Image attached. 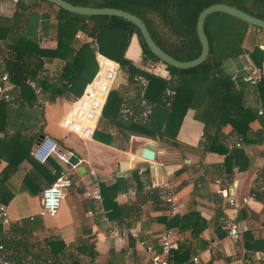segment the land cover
Returning <instances> with one entry per match:
<instances>
[{
    "label": "trees",
    "instance_id": "obj_1",
    "mask_svg": "<svg viewBox=\"0 0 264 264\" xmlns=\"http://www.w3.org/2000/svg\"><path fill=\"white\" fill-rule=\"evenodd\" d=\"M34 1L36 3L29 6L19 0L12 18H0V75L7 73L9 80L20 88L19 97L15 96L13 101L0 99V159L7 158V165L0 173L1 179H5L7 174L15 171L18 162L23 157L32 161L33 166L38 167L37 171L43 174L45 186H49L54 181L59 171L57 163L52 162V159L48 160L52 162L51 165L55 171L53 174L29 156L32 142L41 132L26 133L30 126L34 125L36 119V115L31 113L29 115L26 110L33 108L38 111L42 104L27 81L38 80L45 92V100L49 103L55 102L57 97L64 95H72L76 98L82 94L86 84L97 71L96 56L98 53L116 60L121 68L125 69L129 82L141 84L136 86V89H139L138 96L141 98L138 104L145 107L142 116L135 118L137 115L130 117L122 115L124 101L114 87L103 108L101 118L113 124L125 141L128 142L130 136L137 135L168 141L174 146H179L178 130L187 110L192 109L195 119L203 123L201 150L226 154L225 163L233 164L238 171H245L249 167L250 159L243 147L232 146L228 149L224 146L222 129L230 125L233 133L245 143L264 142L263 132L262 129L252 131L249 126L255 117L250 108L244 105V91L240 84L245 83L241 78L234 79L227 74L222 65L228 58L248 53L255 65L261 67L264 62V50L255 46L253 50L248 51L242 46L248 29L259 27L224 12H213L207 15L204 20V30L209 40V54L199 65L182 69L170 66L154 55L145 43L139 28L123 17L83 15L65 10L53 2ZM66 1L74 5L113 7L137 15L146 24L154 41L180 61L192 60L201 52L196 24L199 13L205 7L213 3H226L264 19V0ZM50 19L56 21L54 26L56 46L54 48L41 47L39 40L42 35L48 33ZM79 32L83 34V38L76 37ZM133 34H136L139 39L142 60L164 63L170 74L168 79L137 67L125 56L126 47ZM54 59L61 60L63 64L59 73L54 78H50L43 73L44 65L46 62H53ZM257 84L262 85L259 91L264 107V79ZM139 108L142 113L143 107ZM262 114L260 120L261 125L264 126V111ZM16 115L22 116L23 121L17 123ZM28 119L30 123L26 124ZM104 134L108 137L98 138L95 131L94 137L96 136L103 142H110L112 135ZM17 158L20 159L15 162ZM132 173L136 176L138 169ZM140 183L137 179V189L142 188ZM1 185H3L2 180H0ZM129 186V180L125 177H118L114 184L105 189L108 195L104 197L102 195V203L112 204L111 194L122 188L125 190ZM5 192L0 188V202L7 203L12 197L11 193ZM253 192L264 201L262 193ZM147 194L150 198L160 202L157 189L152 193L147 191ZM121 207L113 205L112 210L107 212L109 218L120 215ZM231 210L235 209L231 208ZM216 217H218L217 213ZM244 218H251L246 207L240 208L235 221L238 222ZM160 221L165 224L166 228H174L178 232L189 229L192 239H198L208 226V220L195 209H190L182 215L175 214L169 218L160 217ZM85 232L89 233V229ZM225 234L226 232L218 234V237ZM248 234V231L243 232L244 237ZM91 237L88 236L89 241L80 240L75 250L77 254L87 253L94 259L95 244ZM0 239L7 248L6 258H9L12 242L5 238V234H1ZM245 239L247 240V237ZM254 244L255 241L246 246L255 249ZM50 245H52L53 255L63 253L61 241H52ZM156 249L159 251L158 245ZM193 252L190 240L185 243L179 242L177 247L171 251L170 262L191 264L190 259ZM73 255L70 262L56 259L48 264H80L77 255Z\"/></svg>",
    "mask_w": 264,
    "mask_h": 264
},
{
    "label": "crops",
    "instance_id": "obj_2",
    "mask_svg": "<svg viewBox=\"0 0 264 264\" xmlns=\"http://www.w3.org/2000/svg\"><path fill=\"white\" fill-rule=\"evenodd\" d=\"M22 1L29 6L36 3L34 0ZM16 8L17 3L13 0H0V18H12ZM53 22L56 23L55 20L50 19L48 33L41 36L47 39L44 45H40L41 47L54 48L56 46V32H54L56 30L53 29L55 25ZM242 46L248 51L253 50L255 46L264 50V29L250 27ZM125 56L141 69H144L145 62L151 61L142 60V49L136 34L131 36ZM249 62L256 66L250 54L242 53L226 59L222 66L227 74L234 79H239L243 67ZM62 64L63 62L58 59L46 62L43 73L54 78L59 73ZM158 66L160 74L157 76L168 79L170 74L166 65L161 62ZM258 69L263 74L261 79L263 80L264 62ZM121 72L122 79L115 83L114 88L119 91L124 101L122 115L124 117L137 115L135 118H138L144 114L145 110L143 105L138 104L141 98L138 96L139 89H136V86L140 83L129 82L125 69L121 68ZM32 80L41 87L38 80ZM29 81L31 80L27 81L28 84ZM240 86L244 91V105L250 108L255 117L249 126L252 131L262 129L264 136V126L261 125L260 120L264 111L259 91L262 85L242 83ZM30 87L42 105L38 111L33 108L26 110L28 114L36 115L37 119L34 123L32 122L34 125H31L26 133L33 134L40 131L41 134L54 137L61 147L72 150L76 161L73 170L76 180L75 186L64 197L58 212L55 215H48L40 213V196L42 189L46 186L43 174L38 173V167L33 166L32 161L23 157L17 158L15 162L20 159L17 169L7 174L5 179H1L0 176V180L3 181V185L0 186L1 190L12 195L7 203L0 202L6 205L11 219V224L8 226L0 222V238L1 234H5V238L12 242L11 254L7 258L10 264H48L56 259L70 262L73 254L77 255L80 264H135L142 261L147 257V253L141 242L152 244L156 248L159 234L166 229L160 217L169 218L161 197L160 202L150 198L144 188V182L151 176L165 177L175 185L181 201L177 214L182 215L190 209H195L208 220L207 228L198 239L191 238L189 229L178 232L171 228L177 243H185L189 240L192 242L194 252L190 259L191 264H264V260L258 258L260 253H264V201L253 192L257 191L264 195V167L260 166L264 164V142L245 143L241 141V147L249 156L250 165L245 171H238L233 164L225 163L226 154L201 150L203 123L195 119L192 109H188L177 134L180 145L174 146L168 141H153L156 146L155 158L153 161H147L138 153V149L144 147L151 138L132 135L127 142L113 124L100 118L95 130L96 135L98 138L101 136L107 138L108 136L104 133H110L112 140L103 142L96 136L83 139L63 129L60 125L62 117L68 112L75 99L72 95L57 97L55 102L49 103L45 100L46 95L42 87L40 93H37L31 85ZM19 93L20 88L18 87L16 98L19 97ZM139 107H143L142 113ZM258 111H261V114ZM12 118H14L13 114ZM22 118L16 115L15 120L19 123L23 121ZM29 123L28 119L26 124ZM238 138L230 125L223 127L222 143L225 147L230 149ZM36 139L30 147V157H32L31 151L36 144ZM135 140H143V142L133 149L132 143ZM4 158L0 159V173L7 165V158ZM50 159L57 163L55 159ZM52 162L47 161V163L40 164L54 174ZM139 168L144 170L143 174L133 175L132 172ZM91 172L99 180L103 197L108 195L105 189L117 181L116 175L119 173L130 181V186L111 194L112 204L98 203L85 194L89 187ZM137 179L141 182V189H137ZM218 179L221 180V186H227L229 189L233 187L238 196L252 195L255 199L249 204H242L237 209L231 210L224 199L215 192L218 187L215 181ZM129 188H135L137 194L135 198L124 201L120 193ZM113 205L123 208L121 207L119 211L120 215L110 219L107 212L112 210ZM243 207L248 209L251 218H244L238 223L244 222L248 226L246 231L249 234L246 236L247 240L242 235L243 237L238 241H232L227 236L225 226L230 219L238 217L239 210ZM114 214L117 213L114 212ZM109 227L119 228L125 231V234L119 237L110 236ZM86 229H89V233L85 232ZM225 232L224 236L218 237V234ZM88 236L94 239L96 252L94 259L87 253L77 254L75 250L80 240L89 241ZM52 241H61L63 253L59 251L57 256L52 254L53 249L50 245ZM254 241L255 249L246 246ZM193 257H197V262L192 260Z\"/></svg>",
    "mask_w": 264,
    "mask_h": 264
},
{
    "label": "built area",
    "instance_id": "obj_3",
    "mask_svg": "<svg viewBox=\"0 0 264 264\" xmlns=\"http://www.w3.org/2000/svg\"><path fill=\"white\" fill-rule=\"evenodd\" d=\"M13 1L15 3L19 2V0ZM76 37L83 38L84 36L79 32L76 34ZM46 41V37L40 38L39 45H44ZM96 60L98 65L97 71L86 84L82 94L72 101L68 112L62 117L60 122L63 129L83 139H90L94 136L108 95L114 87L118 74L121 71L118 62L103 54L98 53ZM160 63L161 61H147L144 64V69L152 74L159 75L158 65ZM262 77L263 74L258 67L250 62L243 67L240 75L242 81L249 85H255ZM29 84L36 89L37 93L42 91L41 87H39L34 80L29 81ZM17 90L18 86L9 80L7 73L0 75V99L13 101ZM258 113L261 114V111H258ZM241 141L242 139L238 138L234 146L240 147ZM31 156L39 163H47L50 158H53L59 165V171L54 181L42 190L40 196V213L55 215L67 192L75 186L76 178L73 176V170L76 166V161H74L75 154L72 150L61 147L54 137L44 135V137L34 145ZM260 166L264 167V164ZM142 172L143 170L139 168L138 173L142 175ZM116 176L124 177L122 173ZM215 182L218 184L215 192L220 195L224 199L226 205L232 209H237L242 204H249L251 200L255 199L252 195L238 196L233 187L229 189L227 186H221V180L219 179ZM88 183L89 187H87L85 191L86 196L98 203L102 202L99 180L92 172ZM144 188L151 193L155 189L159 191L160 197L167 208L169 217L179 212L181 207L180 197L175 185L167 178L151 176L144 182ZM136 194L137 191L135 188H129L127 191L120 193V197L124 199V201H129L135 198ZM0 222L6 226L11 224L8 209L6 205L1 203ZM225 228L227 236L232 241H238L242 237L243 232L248 230V226L244 222L238 223L235 219H230ZM108 232L110 236L118 237L125 234V231L116 227H109ZM141 244L144 245L147 257L135 264H186L185 262H170L171 251L177 247L174 231L171 228H166L159 234V251L152 244H146L145 242H141ZM7 254V248L0 239L1 264H10L9 260L6 258ZM258 258L264 260V253H260ZM192 260L197 262L198 259L197 257H193Z\"/></svg>",
    "mask_w": 264,
    "mask_h": 264
},
{
    "label": "water",
    "instance_id": "obj_4",
    "mask_svg": "<svg viewBox=\"0 0 264 264\" xmlns=\"http://www.w3.org/2000/svg\"><path fill=\"white\" fill-rule=\"evenodd\" d=\"M43 1L53 2L54 4H56L57 6L65 10H68L70 12H75L78 14L115 15V16L123 17L124 19L132 22L134 25H136L139 28L145 43L147 44L150 51L154 55H156L162 62L170 66H173L176 68H182V69L191 68V67H195L199 65L206 59L207 55L209 54V40L204 30V20L207 15L213 12L228 13L255 27L264 29V19L255 17L236 6H232L226 3H213L205 7L199 13L198 18H197L196 29H197V34H198V37L201 43L200 54L192 60L180 61L174 58L169 53H167L165 50H163L152 38L144 21L140 17H138L137 15L129 11H125V10L113 8V7H91V6L74 5L70 2H67L66 0H43ZM43 137H44V134H40L37 137L35 143H37ZM155 147L156 146L153 141H147L144 147H140L138 149V153L147 161H153L155 158Z\"/></svg>",
    "mask_w": 264,
    "mask_h": 264
},
{
    "label": "rangeland",
    "instance_id": "obj_5",
    "mask_svg": "<svg viewBox=\"0 0 264 264\" xmlns=\"http://www.w3.org/2000/svg\"><path fill=\"white\" fill-rule=\"evenodd\" d=\"M55 22H53V24H54ZM55 26V25H54ZM53 27V26H52ZM53 29H55L54 27H53ZM52 29V30H53ZM54 32H56V31H54ZM56 38V37H55ZM121 74H122V72L120 71L119 72V74H118V77H117V80H116V83H118V82H120L121 81V79H122V76H121ZM149 141H158V139H148ZM143 142V140H139V141H134L133 143H132V145H133V149H135L138 145H140L141 143ZM164 142H167V141H164Z\"/></svg>",
    "mask_w": 264,
    "mask_h": 264
}]
</instances>
